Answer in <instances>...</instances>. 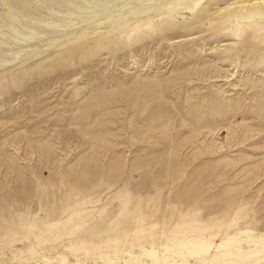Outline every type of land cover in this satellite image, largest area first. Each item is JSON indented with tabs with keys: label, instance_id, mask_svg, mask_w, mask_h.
I'll list each match as a JSON object with an SVG mask.
<instances>
[{
	"label": "rangeland",
	"instance_id": "rangeland-1",
	"mask_svg": "<svg viewBox=\"0 0 264 264\" xmlns=\"http://www.w3.org/2000/svg\"><path fill=\"white\" fill-rule=\"evenodd\" d=\"M165 0H0V264H264V20Z\"/></svg>",
	"mask_w": 264,
	"mask_h": 264
},
{
	"label": "bare ground",
	"instance_id": "bare-ground-1",
	"mask_svg": "<svg viewBox=\"0 0 264 264\" xmlns=\"http://www.w3.org/2000/svg\"><path fill=\"white\" fill-rule=\"evenodd\" d=\"M159 0H146V2H154ZM217 0H165V6L169 7L176 3L180 8H192L199 5V12L203 13L205 16H209L212 10V6L216 4ZM233 7L235 9L239 8L244 9L237 16L241 18H252V19H261L264 20V0H234L233 2H229L223 8H218L217 10L227 9L229 7Z\"/></svg>",
	"mask_w": 264,
	"mask_h": 264
}]
</instances>
